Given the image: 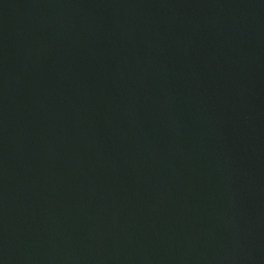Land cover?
I'll return each mask as SVG.
<instances>
[{
	"label": "water",
	"instance_id": "obj_1",
	"mask_svg": "<svg viewBox=\"0 0 264 264\" xmlns=\"http://www.w3.org/2000/svg\"><path fill=\"white\" fill-rule=\"evenodd\" d=\"M0 264H264V0H0Z\"/></svg>",
	"mask_w": 264,
	"mask_h": 264
}]
</instances>
